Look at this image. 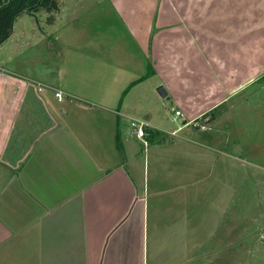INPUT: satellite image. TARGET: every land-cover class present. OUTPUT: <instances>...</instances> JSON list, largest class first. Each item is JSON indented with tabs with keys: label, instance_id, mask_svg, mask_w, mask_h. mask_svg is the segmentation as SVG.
<instances>
[{
	"label": "rangeland",
	"instance_id": "1",
	"mask_svg": "<svg viewBox=\"0 0 264 264\" xmlns=\"http://www.w3.org/2000/svg\"><path fill=\"white\" fill-rule=\"evenodd\" d=\"M60 1L54 24L47 12L24 14L0 46V104L17 102L19 88L30 84L42 96L51 93L45 99L57 110L75 105L95 110L96 102L107 105L121 98L143 66L142 76L147 75L148 62L153 76L125 97V104L137 110L129 116L148 122L143 115L151 111L170 122L171 133L181 128L168 139L176 144V154L182 147L190 156L194 149L206 155V184L215 181L216 165L223 163L225 169L229 161L232 174L220 176L226 187L215 212L209 191L207 209L201 204L193 213L222 219L224 229L234 223L239 249L254 250V264H264V0ZM167 29L175 32L167 37ZM133 35L145 45L151 42L147 58L137 52ZM69 84L87 97L78 90L68 95ZM160 87L167 89L168 98L159 95ZM57 91L64 94L63 101L56 98ZM195 116L201 117L192 121ZM182 138L195 140L179 144ZM219 150L231 153V159ZM194 167L190 161L192 182L200 180L193 177ZM1 187L0 200L6 185ZM210 243L206 240V249Z\"/></svg>",
	"mask_w": 264,
	"mask_h": 264
},
{
	"label": "crops",
	"instance_id": "2",
	"mask_svg": "<svg viewBox=\"0 0 264 264\" xmlns=\"http://www.w3.org/2000/svg\"><path fill=\"white\" fill-rule=\"evenodd\" d=\"M174 30L167 29L166 36ZM133 38L147 58L151 42ZM143 71L144 66L133 83ZM67 88L68 95L78 90L86 96L80 88ZM50 94L42 96L27 84L19 88L17 102L0 104V186L6 185L0 200V264H254V250L237 245L234 223L224 229L222 219L196 217L192 210L201 204L207 209L210 191L215 212L226 187L220 176L232 174L228 160L225 169L216 165L215 181L206 184V155L194 149L190 156L182 147L176 154L168 138L181 128L171 133L168 120L151 111L143 115L156 134L151 141L148 131L146 144L132 129L135 119L129 115L137 110L123 95L107 105L96 102L95 110L77 105L57 110L45 99ZM182 139L179 144L195 140ZM219 151L231 159V153ZM190 161L199 181L190 178ZM206 240H211L207 249Z\"/></svg>",
	"mask_w": 264,
	"mask_h": 264
},
{
	"label": "trees",
	"instance_id": "3",
	"mask_svg": "<svg viewBox=\"0 0 264 264\" xmlns=\"http://www.w3.org/2000/svg\"><path fill=\"white\" fill-rule=\"evenodd\" d=\"M60 11V0H0V46L11 38L15 23L22 15L29 14L34 16L40 12H47L50 15L48 19L49 24H54L56 22V16ZM149 77H151L150 68L145 77L133 83L126 90L122 97V101L132 87ZM149 135L151 136V141L153 140L152 138L156 136L152 130H149Z\"/></svg>",
	"mask_w": 264,
	"mask_h": 264
},
{
	"label": "built area",
	"instance_id": "4",
	"mask_svg": "<svg viewBox=\"0 0 264 264\" xmlns=\"http://www.w3.org/2000/svg\"><path fill=\"white\" fill-rule=\"evenodd\" d=\"M56 98L59 101H63L64 94L60 91H57L56 92ZM174 112H175L177 117H180V118L184 117L180 112L175 111V110H174ZM131 126H132V129L134 130V132L137 134V137L140 140H142L144 143L147 144L146 137L148 136V131L150 130L149 123L146 121H142V120H133L131 122Z\"/></svg>",
	"mask_w": 264,
	"mask_h": 264
},
{
	"label": "water",
	"instance_id": "5",
	"mask_svg": "<svg viewBox=\"0 0 264 264\" xmlns=\"http://www.w3.org/2000/svg\"><path fill=\"white\" fill-rule=\"evenodd\" d=\"M158 93H159V95H160L163 99H166V98L169 97V93H168V91H167V89H166L165 87H160V88L158 89ZM184 125H187V122L184 123ZM202 126H203V128H204V127L207 126V124H206V123H203Z\"/></svg>",
	"mask_w": 264,
	"mask_h": 264
}]
</instances>
